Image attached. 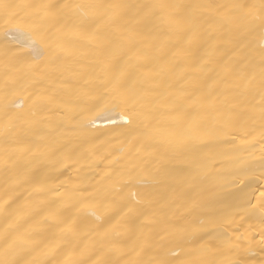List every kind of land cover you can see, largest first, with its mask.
Here are the masks:
<instances>
[{
	"label": "bare ground",
	"instance_id": "obj_1",
	"mask_svg": "<svg viewBox=\"0 0 264 264\" xmlns=\"http://www.w3.org/2000/svg\"><path fill=\"white\" fill-rule=\"evenodd\" d=\"M0 264H264V0H0Z\"/></svg>",
	"mask_w": 264,
	"mask_h": 264
}]
</instances>
